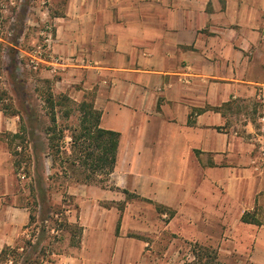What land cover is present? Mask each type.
Here are the masks:
<instances>
[{"label": "crops", "instance_id": "1", "mask_svg": "<svg viewBox=\"0 0 264 264\" xmlns=\"http://www.w3.org/2000/svg\"><path fill=\"white\" fill-rule=\"evenodd\" d=\"M50 1L40 19L64 63L39 75L120 133L106 185H69L82 233L52 264H172L177 237L264 264V0ZM19 121L0 107V252L30 224L9 140ZM167 233L162 254L146 237Z\"/></svg>", "mask_w": 264, "mask_h": 264}, {"label": "rangeland", "instance_id": "2", "mask_svg": "<svg viewBox=\"0 0 264 264\" xmlns=\"http://www.w3.org/2000/svg\"><path fill=\"white\" fill-rule=\"evenodd\" d=\"M50 2V0H0V35L10 36V41L13 43L12 46L6 47L0 43V107L6 109L9 114L19 115V127L22 121L28 130L31 129L28 114L29 112L35 113L33 123L35 141L32 143L25 142V145L28 147L37 145V152L44 160L45 174L52 176L46 179V186L49 188V202L44 204L43 208L49 207L50 204L57 205L62 213L49 212L47 214L42 207L36 206L30 190L31 178L24 175V163L19 172H16L15 192L17 200L19 201L22 197L23 203H26L28 208L32 210L35 221L30 224L27 234L18 241V244L23 246L25 251L20 249L11 254L8 260H0V264H23L24 257L29 253L32 255V261L34 260L31 264H51L50 262H54L60 254L71 253L79 240L78 235L72 239V231L66 225L67 222H70L69 220H71L70 223H76L74 220L77 215L75 210L77 202L67 192L69 185L76 183L75 178L65 174L53 175L55 169L52 168V158L48 155V140L45 129L49 126L50 120L48 110L43 107L44 103L40 95L48 87L45 82L47 79L39 75V70L43 64L36 70L25 66L23 60L30 58V54H37L38 45L42 42L40 32L43 21L40 19V14L42 10L49 7ZM54 2L62 5L64 0H54ZM12 11L15 15H13L14 19L10 17ZM27 16L29 19L36 18L38 23L27 20ZM21 36L23 40L19 41ZM19 48L22 51H19ZM51 87L53 90V83ZM78 117V115H72L59 118V124L67 134V141H70L69 135L73 129L79 127ZM9 140L12 141V147L18 148V150L21 149L20 146L24 145L19 140H12L10 135ZM68 210L70 211L67 212ZM162 219L161 221H163ZM150 236L146 238L157 241L156 251L162 254L167 251L165 245L174 241V237L170 233L162 234L160 238ZM190 242L193 241L177 237L175 246L170 249L167 255L172 258V264H191V261L194 260V254ZM36 244L38 245L37 250L32 251V247ZM35 258L38 259L37 262ZM207 258L205 256L203 261ZM218 259L222 264H245L243 258L234 256V254L231 257L227 253L218 254Z\"/></svg>", "mask_w": 264, "mask_h": 264}, {"label": "trees", "instance_id": "3", "mask_svg": "<svg viewBox=\"0 0 264 264\" xmlns=\"http://www.w3.org/2000/svg\"><path fill=\"white\" fill-rule=\"evenodd\" d=\"M48 87L40 93L43 101V107L48 110L50 124L46 127V137L48 140V155L52 158V168L55 169L53 175L65 174L72 175L75 182L84 184L104 185L114 172L117 154L120 144V133L114 130H108L101 127L100 110L96 109L91 101H82L80 103L73 100L67 94H56L51 87L52 81L45 80ZM78 115L79 127L74 128L69 135L70 141H67V134L59 124L60 117H70ZM35 113L29 112L28 121L30 130L26 124L21 121L19 131L9 134L12 140H19L24 144L18 148H13L10 142V149L14 157V167L16 172L24 166V175L31 178L30 190L35 199L36 206L42 207L49 201V188L46 186V179L52 177L45 174L46 168L42 156L37 152V145H25V142L35 141V130L33 128ZM60 161V162H59ZM59 166L57 167V164ZM127 192V191H126ZM129 195V192H127ZM136 196V195H135ZM150 201V200H149ZM159 212H166L165 208L157 205ZM45 213L52 212L61 214L62 211L57 205L50 204L43 208ZM30 224L35 221L34 214L30 210ZM168 220H170L174 211L167 210ZM244 221H252L253 218L244 214ZM257 222V220H256ZM29 224V226H30ZM72 239L82 233V226L79 223L67 222ZM79 242V240H78ZM76 242V245L78 244ZM38 244V243H37ZM32 247V251L37 250L38 245ZM193 247L194 260L191 264H222L218 259V251L214 248L204 246L198 242L191 243ZM25 251L23 246L17 244L14 247H6L0 252V260H8V257L19 251ZM208 257L203 261L204 257ZM32 255L29 253L24 257L23 264H31ZM37 258L35 261L37 262ZM52 264V262H50Z\"/></svg>", "mask_w": 264, "mask_h": 264}, {"label": "built area", "instance_id": "4", "mask_svg": "<svg viewBox=\"0 0 264 264\" xmlns=\"http://www.w3.org/2000/svg\"><path fill=\"white\" fill-rule=\"evenodd\" d=\"M42 42L38 45L37 54L31 55L30 58H24L25 66L33 69H39L42 64H49L54 72L62 68L64 58L60 55L50 54L54 38V25L48 21L43 22L41 29ZM49 58V59H48Z\"/></svg>", "mask_w": 264, "mask_h": 264}]
</instances>
